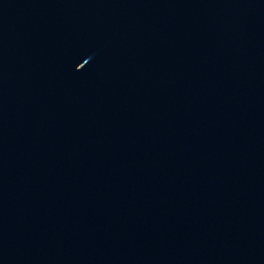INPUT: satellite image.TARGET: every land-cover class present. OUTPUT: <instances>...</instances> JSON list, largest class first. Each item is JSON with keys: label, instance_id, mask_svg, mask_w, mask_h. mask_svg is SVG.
Instances as JSON below:
<instances>
[{"label": "water", "instance_id": "1", "mask_svg": "<svg viewBox=\"0 0 264 264\" xmlns=\"http://www.w3.org/2000/svg\"><path fill=\"white\" fill-rule=\"evenodd\" d=\"M0 264H264V0H0Z\"/></svg>", "mask_w": 264, "mask_h": 264}]
</instances>
